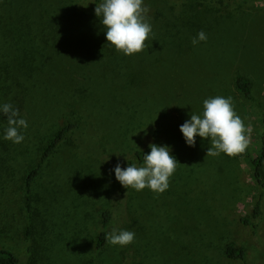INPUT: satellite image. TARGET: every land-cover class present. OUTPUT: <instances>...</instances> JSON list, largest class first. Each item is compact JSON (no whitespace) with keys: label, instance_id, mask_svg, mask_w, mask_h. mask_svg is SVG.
Listing matches in <instances>:
<instances>
[{"label":"rangeland","instance_id":"rangeland-1","mask_svg":"<svg viewBox=\"0 0 264 264\" xmlns=\"http://www.w3.org/2000/svg\"><path fill=\"white\" fill-rule=\"evenodd\" d=\"M145 1L151 26L157 25L152 19L155 11L165 15L164 21L171 19L170 11L184 32L180 41L158 47L147 56L146 51L127 56L143 69L136 78L142 76L145 82L150 78L153 107L158 90L168 88L159 102L164 115L160 117L162 113H152L145 102L142 105L135 101L131 108L136 119L145 118L146 122L134 136L122 139L125 134L116 132V103L105 109V90H100L92 97L96 102L90 107L93 117L80 121L71 141L69 136L63 143L33 189L29 208L24 165L16 159L0 166V247L15 253L20 264H264V188L256 185L246 158L223 153L206 156L211 147L208 139L197 136L195 146L188 147L179 131L192 114H202L205 99L231 97L234 111L246 126H252L251 142L245 152L252 158L261 149L264 0ZM75 6L83 10L94 3L79 0ZM200 31L207 34V40L194 47L191 40ZM78 49L80 59L87 60V66L83 65L86 69L109 70L111 78L116 64L111 65L110 58L104 57L99 66L100 57L85 44L75 51ZM54 53L45 52L51 56ZM62 59L59 56L56 60L58 66ZM74 65L71 62L65 66ZM237 76L252 83L250 99L237 91ZM105 84L116 85L112 79ZM97 108L101 112L96 113ZM102 114L106 118L100 117ZM123 117L125 121L129 116ZM50 127H54L52 116L41 122L44 135L40 140L53 129ZM159 129L167 136L153 138ZM88 137H98L99 144L87 147ZM119 143L121 150L133 146L146 149L155 143L168 146L178 163L169 188L159 195L148 188L139 192L123 188L112 169L117 163L126 168L132 156L127 151L122 152L121 159L120 154L116 157ZM260 196L262 215L249 226L243 225L240 219L251 216ZM104 213L109 215L106 228H102ZM113 229L134 232V242L121 247L109 245L105 239L98 246L100 233L107 235ZM229 244L242 249L245 259L227 258L225 249Z\"/></svg>","mask_w":264,"mask_h":264},{"label":"trees","instance_id":"trees-1","mask_svg":"<svg viewBox=\"0 0 264 264\" xmlns=\"http://www.w3.org/2000/svg\"><path fill=\"white\" fill-rule=\"evenodd\" d=\"M78 1L0 0V105L12 104L15 109H18L20 117L28 122V128L22 130L25 137L23 142L13 144L3 138L7 119L0 113V166H5L6 163L16 159L24 165L23 178L28 208L33 189L51 166L53 158L64 145L63 143L69 138L71 141L73 132L80 127L81 122H84L86 118L93 117L90 107L96 102L92 97L100 90H105V109L108 106L114 107L112 104L116 103V120L118 121L117 126H119L116 132L125 134L121 137L122 139L126 140L134 136L135 131L146 122L145 118L141 119L142 121L136 119L137 115L131 108V104L135 101L142 105L145 102L146 109L149 107L152 113L156 111L162 113L160 117L164 115L159 102L160 98L165 97L168 88L163 87L158 90V86H155L158 92L155 95L156 107H153L150 103V87L152 85L150 78L147 79V84L141 79L142 76L136 78L138 71L143 70L139 63L132 62L127 56L118 53L114 47L108 45L105 39V30L100 23V18L94 12L96 5L101 0H91L94 6L83 10L76 9L75 5ZM169 1L176 0H161L162 3ZM196 1L223 2L229 0ZM143 6L149 10L146 1ZM167 12L170 20L165 19L164 21L165 15L158 11L152 15L153 22L157 25L152 22L155 26H152V32L145 42L146 56L153 51L156 52L158 47L161 49L162 46L167 47L180 41L184 35L177 17L173 18L171 17L172 13ZM147 17L149 20L148 14ZM161 23H163V27ZM83 44L93 54L100 57L99 66L103 65L101 60L104 57L110 58L109 61L113 62L111 65L116 64V68L111 71V78L109 70L103 71L102 68L96 69L95 67L89 70L83 66L88 64L86 58L81 60L82 54H78L79 49L75 51ZM51 50L55 52L54 56L45 54ZM68 51H70L69 54ZM59 56H63L61 62L58 61L60 66L56 63ZM128 60L129 64H127ZM71 62L73 64L75 62V65L65 66ZM127 65L132 66L133 69ZM110 79L116 85L106 87L105 83L110 82ZM103 86L105 88H102ZM235 87L241 95L248 99L251 98L252 83L248 79L237 76ZM145 99L147 100L143 101ZM98 105L101 109V105L99 103ZM93 109L96 108L93 107ZM100 109L97 108L96 113L101 112ZM123 115L129 117L123 121ZM48 116L53 117L54 127H50L53 129L49 132H46L47 129H45L47 136L40 140L44 135L41 122ZM100 117L106 118L103 114ZM58 119L59 122H57ZM71 119L73 120L71 121ZM128 123L132 125L130 128ZM86 126L84 125V128ZM161 129L153 133V138H159L161 135L162 137L167 136ZM36 143L39 144L37 148L34 147ZM96 144H99L98 137H88L87 147L93 148ZM121 146L120 143L116 144V157L120 154L121 159L124 156H122V152L127 151L132 156L131 160L126 163V167L133 164L142 165L143 156L150 152L149 148L138 149L135 146L130 150H121ZM83 150L85 151V146H83ZM113 151L115 152V150ZM237 157L246 158L251 176L256 185L263 189L264 137L261 149L254 157L249 158L247 152ZM261 200L262 196L250 211L251 216L240 219L243 225L249 226L252 220L262 215ZM108 218V213H104L102 228H106ZM105 236V233H100L98 246L104 244ZM225 255L229 259H245V252L236 248L234 244L227 245ZM0 264H20V259L11 250L0 247Z\"/></svg>","mask_w":264,"mask_h":264},{"label":"clouds","instance_id":"clouds-1","mask_svg":"<svg viewBox=\"0 0 264 264\" xmlns=\"http://www.w3.org/2000/svg\"><path fill=\"white\" fill-rule=\"evenodd\" d=\"M95 15L105 30V39L110 47L125 56L141 53L152 32L143 0H102L94 9ZM207 40V34L200 31L191 40L195 47ZM0 113L7 119L4 140L20 144L25 139L22 130L28 128L26 119L20 117L12 104L0 105ZM188 147L195 146V138L208 139L211 147L206 156L216 157L221 153L237 157L248 149L251 142V124L245 125L234 111L232 98L216 96L203 101L202 114H192L179 128ZM150 152L143 156L140 166L135 164L121 168L117 163L112 171L115 179L125 188L142 191L148 188L157 195L169 188V179L177 168V161L170 154L168 146L148 145ZM183 166V165H182ZM105 239L109 245L121 247L132 244L135 233L129 230L113 229Z\"/></svg>","mask_w":264,"mask_h":264}]
</instances>
